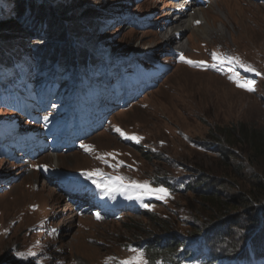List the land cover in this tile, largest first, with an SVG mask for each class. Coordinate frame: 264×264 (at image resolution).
I'll list each match as a JSON object with an SVG mask.
<instances>
[{
    "label": "rangeland",
    "instance_id": "obj_1",
    "mask_svg": "<svg viewBox=\"0 0 264 264\" xmlns=\"http://www.w3.org/2000/svg\"><path fill=\"white\" fill-rule=\"evenodd\" d=\"M178 1L83 0L79 6L81 11H90L86 22L82 20L84 23H73V26L63 23L58 27L51 17L45 34L37 21L42 10L30 8L24 12L23 8L17 21L3 29L11 37L1 45L0 72L13 69L16 58L21 56L17 71L22 67L26 71L30 69L29 76L35 75L32 64L39 56L35 40L47 42L39 47L49 51L55 46L56 30L61 34L64 31L62 36L72 40L71 48L79 44L86 48L89 44L90 54L94 53L92 46L96 42L109 44L108 56L114 63L125 60L130 64L152 55L167 68L148 78L147 81L156 84L152 91L129 95L123 108L108 107L107 100H99L96 107L105 109L101 115L89 117V126L96 128L84 143L73 141L54 147L48 138L53 131L47 130L43 121L36 123L18 111L0 109V125H18L16 129H7V141L17 143L20 139L18 147H9L8 155H0V264H121L143 253L130 249H137L134 245L139 241L164 232L143 213L129 210L126 199L115 198L120 191L112 190L110 194L111 185L103 178L113 173L120 174L127 182L143 183L150 190H156L153 178L165 174L206 176L210 181H217L211 187L219 190L222 198L249 191L256 185L254 176H263L237 147L232 148L236 155L229 159L220 152L198 149L195 143L212 146L215 138L220 139L222 135L226 138L241 123L264 128V0H196L200 5L195 6L193 13L198 11L205 17L209 32L203 35L206 23L200 20L183 34L180 44L175 41L167 44L163 40L167 33H161L171 25ZM126 2H130V13L125 9L119 12L114 7H126ZM120 13L131 17L139 26L134 29L128 21L115 18ZM26 26L33 33L28 52L27 38L21 36ZM218 30L222 32L217 33ZM74 31L91 33L86 45L84 40L73 43L78 38L73 35ZM149 31L153 35H148ZM66 43L55 46L56 52L69 49ZM15 46L20 50L5 60L4 52L13 51ZM179 47L181 51H177ZM213 54L217 59H213ZM186 58L200 65L188 67ZM241 63L255 72L245 71ZM120 65L110 71L111 76L113 72L121 73ZM127 69L126 73L130 71ZM236 78L241 83L255 81V90L237 86L233 82ZM110 110L114 112L105 120ZM39 111L34 105L27 112L50 118L48 112ZM125 136L137 137L139 142ZM3 141L0 139V147L5 148ZM126 142L139 145L152 159H146ZM222 147H226L224 142ZM52 155L66 156H60L61 165L56 166L50 161ZM65 158L74 159L75 163L68 165ZM241 164L243 171H240ZM150 209L147 212L150 215L170 221L169 233L190 232L193 228L189 224L193 220L209 222L215 210L192 192L176 195L162 205H151ZM250 217L257 221L254 215ZM238 219L243 221L247 217ZM143 256L147 261L144 253Z\"/></svg>",
    "mask_w": 264,
    "mask_h": 264
},
{
    "label": "trees",
    "instance_id": "obj_2",
    "mask_svg": "<svg viewBox=\"0 0 264 264\" xmlns=\"http://www.w3.org/2000/svg\"><path fill=\"white\" fill-rule=\"evenodd\" d=\"M82 1L79 0L80 3H76L73 0H43V2L42 0L39 2L35 0H0L4 8L3 10L0 5V51L2 50L1 45L11 37V35H5L6 32L4 33L3 29L17 21L22 15L20 13L23 8L24 12L30 8H34L36 11L42 10L37 21L39 19L41 29L45 34V28L51 25L49 22L51 17L55 23L60 25L58 27H61L63 23L73 26V23H80L82 20L86 22L90 11L87 9L81 11L79 6ZM6 6H8L7 9H5ZM124 6L126 7H114L119 12L125 9V12L130 13L128 9L130 2H126ZM32 18H36V15H33ZM115 18L128 21L131 28L136 29V26H139L138 22L135 24L134 20L126 14H115ZM41 21L44 23L42 24ZM30 22V24L35 23ZM40 25L38 24V26ZM28 27H23L21 35L27 38V52L31 50L29 40L33 36ZM56 31L57 36L53 39L55 46H63L68 40L66 44L69 49L59 53L56 52L54 46L49 51H45V48L39 46H45L47 42L35 40L37 41L35 49L39 53L32 64V71L36 72L35 75L29 76L30 69L26 71L22 67L17 71L19 68L17 64H21V56L19 59L16 58V66L13 69H2L0 72V109L11 112L18 111L21 116H26L27 120L36 123L43 121V126L47 130L53 131L48 135V138L53 141L54 147H61L65 143L69 144L73 141L84 143L92 130L96 128L89 126V117L92 114L101 115V110L105 109V107H96L99 100H107L108 107L123 108L127 105L129 95L141 91H152V86L156 84L153 85L147 81L148 78L167 68L152 55L136 59L137 61L130 62V64L125 60L114 63L112 57L108 56L109 44L97 43L93 39V43L96 42V45L92 46L94 53L90 54L87 49L90 46L86 45L85 41L89 39L87 37L91 33L81 34V31H74L73 35H78V38H75L73 43H81L84 40L86 48L80 44L71 48L72 40L62 36L64 31L62 34L58 30ZM34 44L35 42H33ZM16 50H20V47L15 46L13 51L4 52V55L7 56L4 57L5 60L14 56ZM52 51L54 54L50 55ZM19 53L21 52L19 51ZM182 57L184 56L180 55L179 58ZM179 58L177 57V59ZM142 60L144 61L142 62ZM186 61H188L187 58L184 62L186 63ZM192 62L194 63H188V67L200 65L197 61ZM119 64H121V73L113 72L111 76L110 71ZM127 68L130 70L128 73H126ZM34 105L40 108L39 113L48 112L50 118H43L37 113H28V108ZM113 112L110 110L105 114L104 119L107 120L106 116L112 115ZM3 125L6 127L0 126V139L4 140L3 144L7 146L0 147V155H8L9 147H18L20 139L17 143H10L5 135L7 129H16L18 125L11 126L4 123ZM66 131L70 132L65 133ZM231 132L232 134L226 135V138H223V135L220 139L215 138L217 140L213 141L212 146H200L196 143L195 146L206 152H220L221 155L229 159L236 155L232 152V148L237 147L242 153L247 154L250 165L261 170L264 176V128L259 129L241 123L233 127ZM64 133L66 135L63 136ZM223 142L226 147H222ZM240 143H242L241 146H238ZM126 144L137 149L146 159H152L150 153L143 151L139 145L132 142H126ZM240 168V171L244 170L243 164ZM258 175L254 176L256 180L254 188L230 198H222L219 190H213L211 186H213V182L217 181H210L206 176L200 177L197 174L194 176L165 174L164 177L153 178L156 190H167L166 199H157V195L154 194L156 190H150L148 186L147 188L136 187V185L144 186L145 184L127 182L123 176L117 173L103 179L108 185H111L110 194L112 190L120 191V195L115 198L126 199L130 203L129 210L139 214L143 213V216L153 222L158 230L164 232L158 236L154 234L153 237L139 241L134 245L144 253L148 264H264V177ZM127 188L129 189L125 191ZM190 192L200 197L211 209L215 208L209 222L202 223L197 219L193 220V224H189L193 228L190 232L186 230L169 233L167 230L171 225L168 219L147 213L151 210V205H162L176 195ZM245 212L246 214H243ZM237 214L240 217H247V219L240 221ZM251 215H254L257 221H253Z\"/></svg>",
    "mask_w": 264,
    "mask_h": 264
},
{
    "label": "bare ground",
    "instance_id": "obj_3",
    "mask_svg": "<svg viewBox=\"0 0 264 264\" xmlns=\"http://www.w3.org/2000/svg\"><path fill=\"white\" fill-rule=\"evenodd\" d=\"M198 5H200V4L199 3H196V0H192V1L184 0L183 1V5L181 7H179L180 5L176 4L175 12L173 13L175 15H173L172 20H170L171 25H169V23H168L169 26L165 27V29H163L162 30V33H161V34H163L164 32L167 33V35H165V37L163 38V40H165V42L167 44H171L173 41H175L178 44H180L181 43V40H182L183 34L187 30L192 29L191 28L192 25H194L195 23L199 22L200 20L201 21L204 20L205 23H206L205 26L203 27V29H204L205 32H204V34L203 33L202 34L205 35L206 32H209V28L207 27L208 26V23L205 20V17L200 12H198V11L195 12V13H193V10L196 9L195 6H198ZM162 25H164V24H162ZM169 29H172V30L169 31ZM241 29H242L241 30L242 33L246 32L245 31L246 30V27L243 26ZM169 32H171L170 35H168ZM216 32L217 33H221L222 31L221 30H218ZM151 33L152 32L149 31L147 34L149 35ZM151 35H153V33ZM177 51H181V47L177 48ZM208 73H210V72L208 71ZM241 93H243V92H241ZM3 126L4 125H2V127ZM4 127H6V126H4ZM60 156H66V155H52L51 156L52 159L50 161H52L54 165L60 166L61 165V158H60ZM65 159H66V162H67L68 165H72V164L75 163V160L73 158H72L73 160H71V158H65ZM58 169H61V168H58ZM56 171H60V170H57L56 169Z\"/></svg>",
    "mask_w": 264,
    "mask_h": 264
},
{
    "label": "snow or ice",
    "instance_id": "obj_4",
    "mask_svg": "<svg viewBox=\"0 0 264 264\" xmlns=\"http://www.w3.org/2000/svg\"><path fill=\"white\" fill-rule=\"evenodd\" d=\"M182 59H183V57H182ZM213 59H217V56L215 54H213ZM229 59H234V58H229ZM186 62L189 63V64H193L194 63L192 61H186ZM200 63H203V62H200ZM240 66L244 67L245 71L255 72L254 68H251L249 66H245L242 63L240 64ZM259 74L260 73L256 72V75H259ZM233 82L236 83L237 86H239V87H246L247 91H254L255 90L254 89L255 81H245L244 83H241L240 79L236 78V79H234ZM117 131H120V130L117 129ZM121 135H125V134L121 133ZM125 138L134 139V140H137V142H139V138H137V137H127V136H125ZM86 175L89 176V179L92 178L90 174H86ZM97 187H100V185L97 184ZM136 187H145V188H147V185H144V186L136 185ZM104 190L107 191V189H104ZM154 194L157 195V198L163 199L167 195V190L166 189H157ZM97 218H99V217H97ZM130 250L132 252H138L139 251L138 249H130ZM121 264H147V261L144 259L143 253H140L139 256L133 257L132 259L127 260V261H122Z\"/></svg>",
    "mask_w": 264,
    "mask_h": 264
}]
</instances>
